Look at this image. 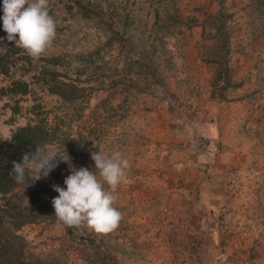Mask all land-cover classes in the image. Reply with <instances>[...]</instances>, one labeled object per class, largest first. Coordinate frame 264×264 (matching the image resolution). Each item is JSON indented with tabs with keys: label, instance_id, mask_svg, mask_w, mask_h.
<instances>
[{
	"label": "rangeland",
	"instance_id": "374dc122",
	"mask_svg": "<svg viewBox=\"0 0 264 264\" xmlns=\"http://www.w3.org/2000/svg\"><path fill=\"white\" fill-rule=\"evenodd\" d=\"M49 7L53 46L39 59L21 49L9 77L0 75V88L12 79L29 86L25 96L0 97V137L42 122L53 134L48 148L66 161L12 194L32 220L9 227L25 258L264 264V0H49ZM219 11L228 16L226 44L216 41ZM224 54L240 85L218 101L212 61L224 63ZM54 72L75 98L49 92ZM99 151L129 161L116 204L123 218L111 233L82 226L68 234L48 216L52 186L65 187L71 166L94 171L91 152Z\"/></svg>",
	"mask_w": 264,
	"mask_h": 264
},
{
	"label": "clouds",
	"instance_id": "9594fccd",
	"mask_svg": "<svg viewBox=\"0 0 264 264\" xmlns=\"http://www.w3.org/2000/svg\"><path fill=\"white\" fill-rule=\"evenodd\" d=\"M0 19L7 41L14 42L15 47L33 59L45 55L56 40L57 24L50 14L49 0H3ZM91 159L94 171L71 166L65 187L52 186L58 196L51 203L59 224L69 228L86 226L96 233L107 234L116 230L123 218L116 204L119 187L128 181L130 164L119 151L111 155L91 152ZM59 162L66 161L48 146L37 145L34 151L22 153L21 162L13 161L11 175L18 185L33 186L47 179Z\"/></svg>",
	"mask_w": 264,
	"mask_h": 264
},
{
	"label": "trees",
	"instance_id": "16d2710c",
	"mask_svg": "<svg viewBox=\"0 0 264 264\" xmlns=\"http://www.w3.org/2000/svg\"><path fill=\"white\" fill-rule=\"evenodd\" d=\"M3 3V0H0V4ZM227 14L223 11H219L215 16V25H218V28L215 30V35L217 37V42L219 44H226L228 36L223 32V27L225 25ZM7 36V35H6ZM6 36L0 37V49H4L3 52H0V75L4 77H9L11 67L14 65L16 56H19L21 49L15 47L14 42L9 43L6 39ZM218 56V55H217ZM216 55L212 63L217 64V69L215 71L213 90L211 92V97L218 101H223L225 99V92L230 88H235L238 85H235L231 82V76L229 73V68L225 63V54L220 59H224V63L219 64ZM25 59H29L27 56H24ZM56 73H53V84L49 82L48 90L50 93L58 96L64 101H70L75 98V95L69 91H64L62 87H66L65 83H57L54 80ZM43 83L48 84L47 81ZM59 84V85H58ZM29 93V86L22 80L12 79L8 87L0 88V97L8 96L14 99L17 96H25ZM15 102V107L12 108L13 112L16 113L18 110V101ZM53 134L46 128V125L42 122H37L34 124H29L24 127L18 128L11 140L3 139L0 137V264H40L38 262L30 261L25 258L24 244L22 239L16 236L15 234L9 232V227H19L24 224L31 222L32 220L24 218V214L29 209L20 208V202L18 203L14 196L13 192L17 190L26 189L27 185H18L15 183L13 176L11 175L13 161L21 162L22 153L32 149L35 150L37 145H46L49 146L52 143ZM34 186V185H33ZM29 186L27 188H32ZM53 189V188H52ZM38 190H33V197L29 203H33ZM55 191L52 192V198H54ZM13 196V197H12ZM58 196V194H57ZM51 203V202H49ZM48 212L50 215L49 218L53 222H57L56 217L54 216V208L52 203L47 206ZM67 228L68 234L73 232L75 228Z\"/></svg>",
	"mask_w": 264,
	"mask_h": 264
}]
</instances>
